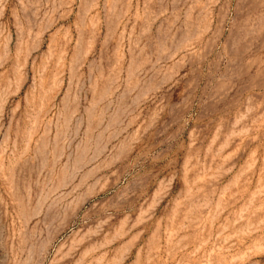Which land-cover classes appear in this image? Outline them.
<instances>
[{"label": "rangeland", "instance_id": "374dc122", "mask_svg": "<svg viewBox=\"0 0 264 264\" xmlns=\"http://www.w3.org/2000/svg\"><path fill=\"white\" fill-rule=\"evenodd\" d=\"M0 264H264V0H0Z\"/></svg>", "mask_w": 264, "mask_h": 264}]
</instances>
